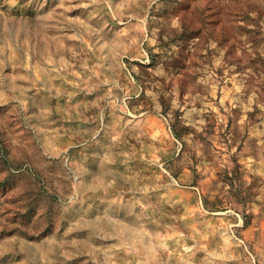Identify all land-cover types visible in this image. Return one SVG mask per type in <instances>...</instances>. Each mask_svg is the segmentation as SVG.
<instances>
[{
    "label": "rangeland",
    "instance_id": "obj_1",
    "mask_svg": "<svg viewBox=\"0 0 264 264\" xmlns=\"http://www.w3.org/2000/svg\"><path fill=\"white\" fill-rule=\"evenodd\" d=\"M0 264H264V0H0Z\"/></svg>",
    "mask_w": 264,
    "mask_h": 264
}]
</instances>
